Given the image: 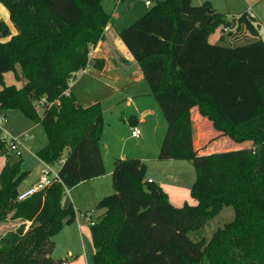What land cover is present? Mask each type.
I'll return each instance as SVG.
<instances>
[{
	"label": "trees",
	"instance_id": "trees-1",
	"mask_svg": "<svg viewBox=\"0 0 264 264\" xmlns=\"http://www.w3.org/2000/svg\"><path fill=\"white\" fill-rule=\"evenodd\" d=\"M0 4L16 29L12 33L0 20V110L17 109L43 127L46 142L35 152L43 163L64 159L57 177L23 200L17 199L27 175L22 157L4 163L0 224L17 225L0 234V264H62L51 256L53 237L76 216L63 195L106 173L98 143L101 104H81L69 82L89 63L103 68L104 59L90 62L89 51L103 38L110 14L100 0ZM207 8V1L156 0L118 31L165 117L157 159L192 162L195 203L173 205L159 184L148 181L142 159L117 157L110 173L114 191L97 201L103 213L90 225L94 264H264V41L246 8L235 18ZM234 24L252 39L230 44L220 35L225 44L208 41L217 27ZM8 70L23 78L20 87L4 82ZM193 107L218 135L241 146L201 153L193 143ZM0 149L9 152L1 141ZM224 206L233 209L231 221L208 239L189 236Z\"/></svg>",
	"mask_w": 264,
	"mask_h": 264
},
{
	"label": "rangeland",
	"instance_id": "rangeland-1",
	"mask_svg": "<svg viewBox=\"0 0 264 264\" xmlns=\"http://www.w3.org/2000/svg\"><path fill=\"white\" fill-rule=\"evenodd\" d=\"M155 1L156 0H152V5L155 3ZM205 1L210 4L212 10L224 13L228 18H235L246 7H251V15L254 17V24L258 31L257 38L264 41V0H191L192 4L194 5H199ZM100 4L101 7L108 14H110V19L116 22V25H119L121 29L130 24L136 18L143 15L149 9V7L145 5L144 0H100ZM133 15H135V17L132 20H129V17H133ZM127 19L128 22H126ZM0 20H3L8 24L12 33L16 32L13 23L9 19L7 10L2 4H0ZM14 29L15 31L13 32L12 30ZM229 29L235 31V33L229 35ZM220 35H223L224 38H226V42L230 44L232 42L244 43L252 39L250 33H248L246 29L241 28L238 30L236 29V26L234 24L229 25L227 29L222 30L221 26L217 27L209 35L208 41L210 43L225 44L224 41H221L219 39ZM233 36H237L239 39L237 41H234ZM17 71L19 73V68H17ZM88 74L90 75V73ZM84 76H87V74ZM77 77L79 78V74L77 75ZM95 77H97L98 80V76ZM77 79L74 80L76 81ZM3 80L6 84H14L16 87H20L23 83V78H17L12 70H8L3 73ZM72 82L73 80H71L70 84ZM143 82H145L144 84H146V81ZM91 84V88H86L85 92L91 97L97 99V102L101 104L103 111V125L98 138L103 162L106 163V165L110 163L113 166L114 160L119 157L121 153H125L126 157L139 158L138 154L141 153L142 148L141 141L145 142V139H147V146L143 147L146 149H144L143 151H145V153L146 151L147 153H152L153 148H157V153L155 156L157 157L159 151L158 148L160 147V143L166 130V121L160 107L156 102V99H154V97H150L155 106L157 117L153 116L150 120L148 119L146 124H144L143 126L139 125V129L142 131V135L139 137H134L131 135V126L133 124L132 116L137 115L136 111L140 107V104H142L141 100H143L144 98L140 97L141 99H139L138 101L126 99V92H131L133 88H124L122 90H119L118 92V90L115 91V87L112 84L109 86H103L99 85L98 81L94 80H92ZM144 103L147 104V102ZM194 111L196 110L193 108L191 112ZM5 112V121H2L1 119L3 118V113ZM207 122L209 123V121ZM0 125L1 127H6L9 133L13 136L21 134L26 135V139L23 141V147L20 146V149H18L17 152L8 150V153H3L0 149V170L7 160L9 162H13L19 157L24 158V165H22V169L26 170L27 175L21 181L19 188H25L30 185L31 181H33V179L37 177L39 172V175H41L43 168H41L40 170L37 168V158L35 157V152L46 142L45 131L41 125L35 124L26 119L17 109H10L7 111L0 110ZM212 131L214 132V130ZM217 133H215V138L209 137V142L214 140V142L210 144L214 146L213 149H236L241 146L240 144H237L226 136L217 137ZM4 145L5 147H7V142H5ZM142 161L146 164V161L144 159H142ZM176 162H178L177 165L171 166L170 168L175 170V172H179L182 176V182L180 183V185L187 186V184L193 183L195 179V171L192 162L188 159H177ZM152 166L155 170V165ZM57 168L58 164L55 163L52 169L56 170ZM164 174H166V172H164ZM158 175L162 177L161 170H159ZM158 175L156 174V171L148 174V176H151L153 179H155V183L159 184ZM52 176L53 173L50 172L48 174V177L51 178ZM91 180H99V182H101L102 184H104L105 182L110 184V190L105 192L104 195L110 194L114 191L111 181V175L107 171L104 175L100 176V178ZM91 180L82 181L76 184L71 189L65 191L63 195V205H67L70 201H73V194H76L77 197H80L78 199L80 204H78V202L77 204L74 203V208L77 215L76 219H74V223L77 224L78 220L80 223L81 220V225L84 224V222L88 224V229H86L85 231L81 229V232L76 231L74 234L71 232V237L70 235H67V227L65 224L64 228H62L53 237L55 241V247L51 253V256L55 259H63L67 262V264H94V245L91 239V228L89 226V220L91 219L94 221H99L102 209L96 208V205H93V208H90L93 209L90 219L80 215L85 211L84 202L87 201L84 200L81 196H83L85 190L87 192L91 190L90 186H92V183L95 182ZM181 186L180 189L183 190ZM190 187L186 189V194L187 197L192 200V202L189 204H192L195 203V199L190 194ZM168 188L172 189L173 187L169 186ZM80 199H82V201ZM181 203L182 204H180V206L186 202L183 201ZM232 219V207L224 206L216 216L207 221L204 227L198 230L190 231L189 236L193 240L201 239L204 236L210 237L217 227L223 226L225 223L231 221ZM16 225V221L13 220H8L4 223H1L0 234Z\"/></svg>",
	"mask_w": 264,
	"mask_h": 264
},
{
	"label": "crops",
	"instance_id": "crops-1",
	"mask_svg": "<svg viewBox=\"0 0 264 264\" xmlns=\"http://www.w3.org/2000/svg\"><path fill=\"white\" fill-rule=\"evenodd\" d=\"M134 17L135 15H133V17H129V20H132ZM126 22H128V19ZM119 30H121V27L119 25H116V22L109 19V22L106 25L105 30H104L103 38L95 46L91 47L89 51L90 62L93 58H97V57H102L104 59L103 68L96 69L91 65V63H89L85 68L77 71L73 75L71 80H73L74 82L75 81L74 79L78 78L77 77L78 74H79V78L74 83L72 82L73 84L71 83L72 86L70 84L71 82L70 80L69 82V85L71 86L70 91L76 96L77 100L81 104L88 105L93 102H97V99L91 97L85 92L86 88L88 87L91 88L92 80L98 81V84L103 85V86H109L112 84L115 87V91L118 90V92L119 90H122L124 88L126 89L133 88L131 92H126L125 98L131 99L133 101L134 100L138 101L139 99L144 98L143 100H141L142 104H140V107L136 111L137 115L132 116L133 117L132 126L135 125L139 127V125L143 126L144 124H146L148 119L150 120L153 116L157 117V114H156L155 106L150 98L153 96L149 94V86L147 82L146 84H144L145 82L143 81H145V79L143 78V74L141 72V69L138 63L134 60L131 53L127 49V47L120 40L118 36ZM12 31L14 32L15 29ZM88 73H90V75ZM86 74L87 76H84ZM93 75L98 76V80H97V77ZM144 102H147V104ZM193 108L196 110L194 112H191L192 122H193L192 123L193 124V143H194L195 148H197L201 153H209L215 150H219V149H213L214 146L210 145L212 142H214V140L209 142V137L215 138L216 137L215 133H217V131L211 128L212 127L211 123L209 122L210 123L209 124L206 118L198 114L196 107H193ZM5 114L6 112L3 113V117H5ZM212 130H214V132ZM141 135H142V131L140 130V136ZM219 136L221 135H218L217 133V137ZM145 140H146L145 142L141 141L142 148H141V153L138 154V156L140 159H144L146 161V164H145L146 165V172H145L146 178L151 179L153 182H155V179H153L151 176H148V174H151V172L153 173L154 171H156V174L158 175L159 170H161L162 177L158 175L159 176L158 183L167 193V196L170 202L175 206H180V204H182L181 202L183 201L186 203L187 202L191 203L192 200H190V198L187 197L186 189H188V187H190L192 183L187 184V186H181L180 183L182 182L181 180L182 176L180 175L179 172H175V170L170 168L171 166L177 165L178 163L176 162L177 159H166V160L157 159V157H155L157 153V148L155 149L153 148L152 153H147V151L145 153V151H143L145 148L143 147L147 146V139ZM208 148H211V149H208ZM35 157L37 158L36 166L40 170L41 168L44 167V164L37 156ZM119 157H126V155L125 153H121ZM22 159L24 161L23 157ZM22 165H24V162L22 163ZM152 165H155L154 166L155 170ZM104 166H105V170L108 173H111L113 166L110 163L108 165L104 163ZM164 172H166V174H164ZM39 174L40 172L38 173L37 177L34 178L33 181H31L29 186L22 188V189L19 188V191L25 190L28 187L36 184L40 178ZM97 178H100V176ZM97 178H94V179H97ZM163 178H168V179H163ZM91 181H95L93 182L94 184L92 183V186H90L91 190L89 192L85 190L84 194L86 195L83 194V196H81L84 200H87L84 202V206H85L84 210L93 208V205H96L97 201L104 195L105 192L110 190V187H111L110 184L106 182L102 184L101 182H99V180H91ZM169 186L173 187L174 189L168 188ZM180 186L183 188V190L180 189ZM72 198H73L72 199L73 201H70V202L72 203L73 206H74V203L77 204V202L78 204H80L78 201L80 197H77L76 194H73ZM80 200L82 201V199ZM102 213H103V209H102L101 214ZM81 223H82L81 220H80V223L78 220L77 224L74 223V220L72 222L66 223L67 235H70L71 237L72 233L74 234L76 231L81 232V229H83L84 231L88 229V224L86 222H84V224L82 225ZM204 238L208 239L209 237L204 236Z\"/></svg>",
	"mask_w": 264,
	"mask_h": 264
},
{
	"label": "built area",
	"instance_id": "built-area-1",
	"mask_svg": "<svg viewBox=\"0 0 264 264\" xmlns=\"http://www.w3.org/2000/svg\"><path fill=\"white\" fill-rule=\"evenodd\" d=\"M144 2L147 7H149L152 4V0H144ZM246 11L247 13H251L252 12L251 7H246ZM37 110L38 112H41V109L39 107H37ZM1 120L5 121V118L3 117ZM131 135L134 137L140 136V129L138 126L134 125L131 127ZM0 139H1V142H4V143L7 142L8 150L17 152V150L20 149V146L23 147V141L26 139V135L21 134V135L13 136L9 133L6 127H1L0 125ZM63 160H64L63 157L59 158L57 161V164L60 165L63 162ZM43 164H44V167L42 169L39 181L36 184L28 187L27 189L19 191L17 195L18 200H23L29 197L30 195H32L33 193H35L37 190L48 186L50 184L51 179L53 177H57V169L53 170L52 164H49V163H43ZM50 172L53 173V176L51 178L48 177V174ZM148 181H151V179H148ZM92 212H93V209L85 210L81 215L90 219ZM89 223L90 225H92L94 223V220L90 219ZM62 264H67V262L63 260Z\"/></svg>",
	"mask_w": 264,
	"mask_h": 264
},
{
	"label": "water",
	"instance_id": "water-1",
	"mask_svg": "<svg viewBox=\"0 0 264 264\" xmlns=\"http://www.w3.org/2000/svg\"><path fill=\"white\" fill-rule=\"evenodd\" d=\"M207 11L210 13V12H212V9H210V8H207Z\"/></svg>",
	"mask_w": 264,
	"mask_h": 264
}]
</instances>
